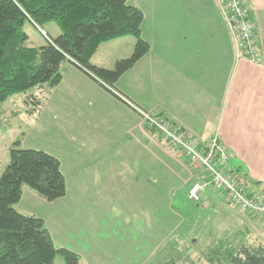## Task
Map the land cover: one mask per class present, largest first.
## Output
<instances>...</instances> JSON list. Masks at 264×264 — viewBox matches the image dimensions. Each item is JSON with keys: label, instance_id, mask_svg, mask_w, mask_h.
I'll return each instance as SVG.
<instances>
[{"label": "crops", "instance_id": "1", "mask_svg": "<svg viewBox=\"0 0 264 264\" xmlns=\"http://www.w3.org/2000/svg\"><path fill=\"white\" fill-rule=\"evenodd\" d=\"M246 1L260 61L237 56L218 0H128L144 14L142 37L150 51L115 87L204 143L217 137L231 154L229 166L264 192V0ZM135 44L132 35L103 42L91 62L111 69ZM61 71V83L27 128L0 135V147H11L25 132L24 147L59 159L67 193L50 202L25 187L16 208L41 217L55 245L77 253L80 264H147L184 222L174 202L192 201L189 192L204 177L148 130L117 91L75 63ZM7 164L4 153L0 176ZM204 198L218 200L216 189Z\"/></svg>", "mask_w": 264, "mask_h": 264}, {"label": "trees", "instance_id": "2", "mask_svg": "<svg viewBox=\"0 0 264 264\" xmlns=\"http://www.w3.org/2000/svg\"><path fill=\"white\" fill-rule=\"evenodd\" d=\"M27 20L39 27L54 21L61 33L46 32L47 43L30 46L24 30ZM143 20L142 10L128 0H0V116L2 105L18 93L26 94V103L34 105L31 112L37 113L48 93L61 83V67L66 62L77 64L119 92L116 82L150 51L142 37ZM127 35L136 38L130 57L118 60L111 69L92 64L101 43ZM24 135L13 142L10 162L0 177V264H58L60 259L59 264H80L77 253L55 245L41 217L16 208L25 187L50 202L67 193L59 159L45 150L24 147ZM243 176L249 193L264 198V192L252 190ZM247 233L241 231L237 243L215 239L207 247L205 260L209 264H264V244L248 241ZM189 235L190 229L181 227L147 264H186L189 258L177 246ZM189 238L193 245L195 237ZM193 261L187 264H199Z\"/></svg>", "mask_w": 264, "mask_h": 264}, {"label": "built area", "instance_id": "3", "mask_svg": "<svg viewBox=\"0 0 264 264\" xmlns=\"http://www.w3.org/2000/svg\"><path fill=\"white\" fill-rule=\"evenodd\" d=\"M223 7L226 22L236 40V53L240 58L260 61L262 50L256 36V24L246 0H218ZM141 115L146 127L156 130L172 148L179 150L194 171L200 172L204 180L194 183L189 197L200 202L210 187L222 192L231 207L247 212L255 219L264 220V198L251 195L244 176L229 166L231 154L217 137L202 142L188 130L165 116H158L131 102L117 92Z\"/></svg>", "mask_w": 264, "mask_h": 264}, {"label": "rangeland", "instance_id": "4", "mask_svg": "<svg viewBox=\"0 0 264 264\" xmlns=\"http://www.w3.org/2000/svg\"><path fill=\"white\" fill-rule=\"evenodd\" d=\"M55 28L60 30V27L54 21L48 22L44 26L39 27L30 20H27L24 25V30L30 37V40L27 42V44L30 46L44 45L47 43L46 32H49L51 35H57ZM53 90L50 93H52ZM35 91L36 89L32 92L35 93ZM50 93H48L47 98L49 97ZM47 98L45 99V102ZM25 100L26 94L18 93L10 97L2 105V113L0 116L1 136H5L3 133L11 130L15 131L14 134L16 133V136L19 135L21 131H24L27 128L31 116H35L41 110L40 109L37 113L31 112L34 105H28ZM148 130L152 131L151 129ZM159 138L162 140L161 136H159ZM10 150L11 147H0V156L4 157L5 153L8 164L10 162ZM216 192L218 200H205L203 197V200L199 202L200 205H197V203L192 200L194 202L193 203L186 197L183 199V202H180V200L177 199L174 202V207L177 209V211H180L184 214V222L171 236H169L163 242L160 248L169 238L175 236L181 227H185L187 231L190 229L191 236L189 235V237H195V240L192 241L194 242L193 245H190L191 240L189 237L188 239H185V243L180 240L177 250L180 249L183 254L189 258V261L194 260L199 264H209L205 260V253L207 247H210L215 239L229 238L230 241L237 243L242 238L240 236V232L242 231L245 233L248 231L246 235L248 241L255 242L256 240L264 244V220L255 218L249 219L246 216V213L231 207L223 193L218 190H216ZM181 260L184 261L185 258H181ZM188 260L186 264L189 262Z\"/></svg>", "mask_w": 264, "mask_h": 264}]
</instances>
